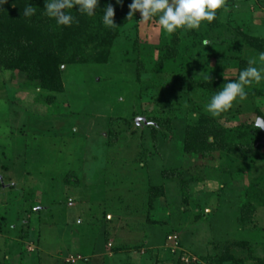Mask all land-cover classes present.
<instances>
[{
	"label": "rangeland",
	"instance_id": "rangeland-1",
	"mask_svg": "<svg viewBox=\"0 0 264 264\" xmlns=\"http://www.w3.org/2000/svg\"><path fill=\"white\" fill-rule=\"evenodd\" d=\"M137 14L133 46L114 44L106 63L62 65L63 91L52 101L0 69V264H211L227 248L242 258L233 245L243 240L264 258V207L240 221L248 187L264 185V155L248 173L240 156L181 151L201 113L234 128L256 121L264 97L212 115L211 97L188 94L177 72L153 75L156 48L172 35ZM216 18L225 43L198 49L204 58L189 60L182 79L200 77L207 56L213 67L224 51L247 62L264 52L233 46L242 35L264 40V0H227ZM207 24L177 29V44ZM233 63L223 77L237 74ZM145 116L171 118V134L153 141Z\"/></svg>",
	"mask_w": 264,
	"mask_h": 264
},
{
	"label": "trees",
	"instance_id": "trees-1",
	"mask_svg": "<svg viewBox=\"0 0 264 264\" xmlns=\"http://www.w3.org/2000/svg\"><path fill=\"white\" fill-rule=\"evenodd\" d=\"M131 3L132 0H122L120 5H116L115 0H99L93 16L78 12V7L66 9L65 11L74 17V22L71 26H63L58 25L54 18L44 13L45 0H7V3L0 8V69L21 74L24 78V86L46 92L47 95L43 94V99L52 101L55 95L63 91L60 69L62 65L80 62L106 63L114 44L128 41L126 47L129 49L133 46V28L138 14L128 17ZM28 4L37 8L36 14L31 18H25L23 15V10ZM109 4L114 7L116 27H108L103 23V9ZM216 19L208 22L203 32L192 33L189 43L183 46L177 44L175 32L171 33L172 38L156 48L154 54L157 59L150 68L153 75L174 70L177 72L176 82L186 87L188 94L191 90H197L204 96L212 97L222 90L229 78L223 77L220 72L232 61H234L232 68L238 69L237 74L248 66L246 60L234 58L228 51L222 52L223 55L220 54L222 56L219 58L214 57L217 59L213 67L209 66L211 59L207 56L208 67L202 64V74L198 76L199 78L193 76V73L184 75V79L180 77V74H184L183 69L190 68L189 60H192V63L195 58H204V54L202 55L198 49L225 43V39L220 36L222 27ZM239 32L237 31L238 35ZM211 35L212 38L209 40ZM233 42H235L233 45L235 50L264 49V40L245 35H242L240 42ZM246 91L248 95L245 100H252L256 95L264 97V89L257 90L250 87V90ZM255 116L264 117V111L260 107L256 108ZM145 117L149 122L147 128L153 141L158 134L162 136H166L167 132L171 134V118ZM231 118L227 117L226 120L230 121ZM233 118L237 121V116ZM195 122L188 125L185 130L181 143L183 154L201 158H207L215 152L225 157L240 156L246 163L248 173L264 155L262 151L264 135L261 129L255 127L256 121L239 123L234 128L228 129L218 119L208 118L201 113ZM141 123L144 125L143 122ZM130 124L127 123L129 127ZM114 137L115 135H112L111 139ZM261 184L263 183L251 184L247 189L244 203L241 205L242 224L251 222L255 207H264V185ZM248 230L255 231L256 228L251 227ZM233 246L242 250V258H233L231 254L234 249L227 248V251L218 259L212 260L211 264H225L228 261H232L230 264H264V258L255 253L249 242L243 240ZM262 247H264L263 243Z\"/></svg>",
	"mask_w": 264,
	"mask_h": 264
},
{
	"label": "clouds",
	"instance_id": "clouds-1",
	"mask_svg": "<svg viewBox=\"0 0 264 264\" xmlns=\"http://www.w3.org/2000/svg\"><path fill=\"white\" fill-rule=\"evenodd\" d=\"M227 0H132L129 5L128 17H133L139 12V23L150 24L155 20L159 29L171 34L177 29H197L202 22H212L217 15V10L225 8ZM7 0H0V8ZM122 0H115L120 5ZM99 0H45L44 13L54 18L58 25L71 26L74 17L66 12V9L78 7V12L93 16ZM37 8L28 4L24 10L25 18H31L36 14ZM114 7L112 4L103 9V23L108 27H116L114 23ZM207 44V42H205ZM264 62V52H260L258 58H251L248 66L240 70L236 77L229 78L222 90L213 95L207 104V110L214 116L233 107L234 102L247 98L246 86L260 84L264 81V66H257ZM208 80V77L206 76ZM255 127L264 128V117L257 116ZM3 185V184H2Z\"/></svg>",
	"mask_w": 264,
	"mask_h": 264
},
{
	"label": "water",
	"instance_id": "water-1",
	"mask_svg": "<svg viewBox=\"0 0 264 264\" xmlns=\"http://www.w3.org/2000/svg\"><path fill=\"white\" fill-rule=\"evenodd\" d=\"M138 121H139V119H137L136 120V123L138 124ZM144 121V120H143ZM261 129V131H262V133H263V135H264V128H260ZM262 143H264V136H263V139H262ZM0 183H2L3 184V181H2V178L0 177Z\"/></svg>",
	"mask_w": 264,
	"mask_h": 264
}]
</instances>
